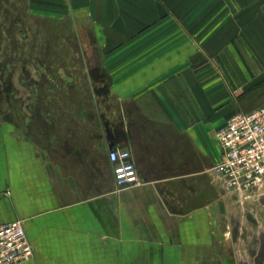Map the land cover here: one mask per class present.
Instances as JSON below:
<instances>
[{
  "label": "crops",
  "instance_id": "obj_1",
  "mask_svg": "<svg viewBox=\"0 0 264 264\" xmlns=\"http://www.w3.org/2000/svg\"><path fill=\"white\" fill-rule=\"evenodd\" d=\"M0 8L5 24L27 16L85 24L98 56L88 65L89 105L66 112L64 125L56 112L33 110L34 95L23 110L2 95L0 223L22 220L34 248L15 264H229L214 131L264 103V0H0ZM113 149L130 151L138 184L117 186Z\"/></svg>",
  "mask_w": 264,
  "mask_h": 264
},
{
  "label": "rangeland",
  "instance_id": "obj_2",
  "mask_svg": "<svg viewBox=\"0 0 264 264\" xmlns=\"http://www.w3.org/2000/svg\"><path fill=\"white\" fill-rule=\"evenodd\" d=\"M1 30L0 47L16 53L0 52V79L21 76L30 85L0 83V107L2 95L17 96L16 110H23V102L34 95L29 106L56 112L58 126L64 125L66 112L80 115L92 94L88 65L98 58L88 27L77 22H37L27 16L25 23H0ZM219 219L221 253L231 255L229 264H260L259 259L264 264V186L244 197L220 189Z\"/></svg>",
  "mask_w": 264,
  "mask_h": 264
},
{
  "label": "built area",
  "instance_id": "obj_3",
  "mask_svg": "<svg viewBox=\"0 0 264 264\" xmlns=\"http://www.w3.org/2000/svg\"><path fill=\"white\" fill-rule=\"evenodd\" d=\"M220 159L212 166L220 189L238 197L264 186V103L248 111H236L214 131ZM119 188L139 183L128 149L108 152ZM22 220L0 223V264H15L33 256Z\"/></svg>",
  "mask_w": 264,
  "mask_h": 264
},
{
  "label": "flooded vegetation",
  "instance_id": "obj_4",
  "mask_svg": "<svg viewBox=\"0 0 264 264\" xmlns=\"http://www.w3.org/2000/svg\"><path fill=\"white\" fill-rule=\"evenodd\" d=\"M258 262H259L260 264H262V263H263V261H262L261 259H259V260H258Z\"/></svg>",
  "mask_w": 264,
  "mask_h": 264
}]
</instances>
